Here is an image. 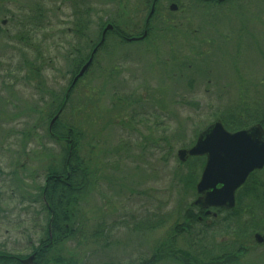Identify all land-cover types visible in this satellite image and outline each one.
Listing matches in <instances>:
<instances>
[{
    "label": "rangeland",
    "instance_id": "obj_1",
    "mask_svg": "<svg viewBox=\"0 0 264 264\" xmlns=\"http://www.w3.org/2000/svg\"><path fill=\"white\" fill-rule=\"evenodd\" d=\"M174 1L178 11L163 1L141 44H120L108 33L67 98L108 25L127 37L141 34L147 0H0V65L4 54L9 85L7 108L0 103V246L8 254L25 259L46 238L49 215L40 190L51 168L63 170L70 134L90 183L78 200V231L49 260L144 264L197 198L185 177L197 184L205 161L183 163L178 152L191 149L217 120L237 132L253 124L248 116L264 113V0ZM78 23L82 42L73 31ZM254 102L258 109L247 108ZM59 112L61 141L50 135ZM253 206V215L232 226L222 224L234 219L231 212L202 224H218L204 239L210 259L248 248L239 264H264V244L254 238L264 237V207ZM193 242L183 236L175 247L189 251Z\"/></svg>",
    "mask_w": 264,
    "mask_h": 264
},
{
    "label": "trees",
    "instance_id": "obj_2",
    "mask_svg": "<svg viewBox=\"0 0 264 264\" xmlns=\"http://www.w3.org/2000/svg\"><path fill=\"white\" fill-rule=\"evenodd\" d=\"M147 2V4L150 5L152 0H147ZM161 12V8H157L153 20L157 19V15L161 14ZM87 14H90L89 10ZM82 17L84 16L81 15L78 20ZM80 23L73 28V31L82 38L84 36V27H82ZM58 125L59 121L57 120L50 131V135L53 133L54 135H52L57 141H61L64 140L65 137L59 135V133L57 134ZM70 137L72 144L68 142V156L63 170L58 171L56 168H51L47 174V181L40 190L42 193L43 206L49 215V222L46 238L43 239L40 247L36 250L37 257L34 264H48L51 261L56 264H77L73 261L66 263V260L60 258L61 256L49 260L50 255L60 254V246L65 241L75 236L78 231V223L76 222L78 214L77 207L79 204L78 200L83 190L90 183L87 177H90V173L86 171V169L84 170L83 161L77 154V140H73L74 134L72 136L70 134ZM185 183L187 189L195 190L196 181L192 180V175H187L185 177ZM261 207L263 208L264 206ZM254 211L255 208L253 205L244 208L241 201H238L237 207L230 213L233 214L232 216H234V219L229 220L228 218H224L222 224H231L232 226L233 221L237 222L239 218L243 216L253 215ZM200 215L201 214L197 212V208L193 205L190 209H187L183 223L175 226L168 240L161 243L151 259L144 261V264H160L166 260H172V262L180 264H239L241 256L249 253L248 248H239L235 253L221 254L210 259L211 255L203 248L206 247L204 239L206 238L207 232L215 233L218 224L203 227L202 223L198 220ZM231 226L228 227L231 228ZM197 228L200 229L197 230ZM151 229H154V227L151 226ZM246 229L249 230L250 226ZM244 232L243 230V233ZM183 236L194 239L191 246L192 250L183 251L175 247L177 240ZM0 254L3 256V258L0 257V262L4 264H7V262L12 264V261L17 262V259H20V257L16 255L8 253ZM7 255L9 258L5 257Z\"/></svg>",
    "mask_w": 264,
    "mask_h": 264
},
{
    "label": "water",
    "instance_id": "obj_3",
    "mask_svg": "<svg viewBox=\"0 0 264 264\" xmlns=\"http://www.w3.org/2000/svg\"><path fill=\"white\" fill-rule=\"evenodd\" d=\"M171 10H177V6L172 5ZM153 12L154 9L151 15ZM113 29L112 25L105 28L100 43L73 80L72 87L87 73L96 52L105 42L106 33ZM145 37L146 34L140 40ZM58 117L59 115L52 120L51 126ZM193 157L207 158L201 179L196 185L199 197L194 201V206L208 210L207 213H210L211 208L232 210L236 206V191L245 183L253 170L264 167V131L261 126H255L248 131L231 133L225 129L221 121H217L200 134L191 149L178 152L181 162ZM255 238L258 244L264 242L260 234ZM35 258L36 256L32 255L21 260V264H34Z\"/></svg>",
    "mask_w": 264,
    "mask_h": 264
},
{
    "label": "flooded vegetation",
    "instance_id": "obj_4",
    "mask_svg": "<svg viewBox=\"0 0 264 264\" xmlns=\"http://www.w3.org/2000/svg\"><path fill=\"white\" fill-rule=\"evenodd\" d=\"M163 1L170 3L169 10L171 12L178 11V5L175 3L174 0H152V2L150 4V12H149V14H148V16H147V18H146V20L144 22V25L142 26V32H140L141 34H138V36L127 37V36L124 35V33L122 31L118 30L115 26H113L114 29L111 30V31H109L108 33H113L116 36V38L118 39V41L120 42V44H124V43H137V44H141L140 42L144 41L148 37V35L151 32V30L153 29V24L156 22L155 20H153V16L155 15L156 9L157 8H161V11L164 10V8L162 7V2ZM198 1H203L206 4L207 3H216V4L218 3V4H223L224 5V4H227V3L231 2L232 0H198ZM250 1H253V0H250ZM256 1H259V0H256ZM172 5H176L177 6V10L172 11L171 10V6ZM152 9H154V12L151 15ZM162 23L164 24L165 22H162ZM3 24H4V22H3ZM177 24H181L183 26V23H180V22L178 23L177 22ZM194 32H195V34L198 33L196 30ZM108 33H106L105 42L103 43V45L96 52V54L94 56V60H93L92 65L94 64V61H95L97 55L99 54V52L106 47L105 44H106V39H107V34ZM145 34H146V37L144 39L140 40ZM102 35H103V32H102ZM102 35H101V39H102ZM101 39H100V41H101ZM131 40H133V41H131ZM206 40H207V38H206ZM77 41L78 42H82L83 41V37H82L81 41L78 40V39H77ZM99 42L93 46L92 52H91V54H90L87 62L89 61V59H90L93 51L98 46ZM208 43L211 45L212 44V41H211V43H210V41H208ZM201 44H202V41L199 43V45H201ZM117 45H119V43ZM78 49H79V47H77L76 50L78 51ZM1 60L3 62H2V65H0V75H2L0 77V81H1V83H0V103H2V105L5 106V108H7V105H8L7 89L9 88V85H8V83H6V80L8 78L6 76V73H8V64H7L8 58L6 57V55L2 54L1 55ZM50 63H52L51 60H50ZM122 64H124V63H122ZM38 65H39V67H35L34 68V71H33V73H34V79H35V81H34L35 85H38L40 83V78H39V76L41 74L40 60H38ZM84 65L81 66V68L79 69L78 73L74 76V79L79 74V72L84 67ZM92 65H91V67H92ZM181 66H182V64H179L178 65V68H180ZM189 67L191 68V66H189ZM181 75H182V77L184 76L183 73H181ZM78 82H79V80L76 82V84ZM72 84H73V81H72V83H71V85H70V87L68 89L67 96H66L67 98H68V95L71 92V90L76 86V84H75L72 87ZM224 88L227 89L228 88V85L225 86ZM255 103H257V102H254L253 105L251 104V106H248L247 108L254 107L255 109H258V105L256 107ZM247 122H249V123L251 122L253 124L247 125L246 127H244L243 129H241L239 131H248V130H250L251 128H253L255 126H261V128L264 131V113H256V116L254 118L252 116L251 117L248 116L247 117ZM2 125H5V124H2ZM6 145L7 144H3L2 145L3 152H4V149H5ZM197 158L204 159L205 165H206V162H207V158L206 157H197ZM197 158H195V159H197ZM205 165H204V168H205ZM204 168H203V170H204ZM198 197L199 196L197 195V198ZM235 199H236V204L238 203V201H241L246 206H249V205H261V206H264V167L262 169L253 170L248 175L245 183L236 191V193H235ZM37 200L39 201L40 198H38ZM37 200H35L34 202L36 203ZM196 208H197V212L201 214L198 217V220L202 224L209 222L208 220L210 218L216 220V219H218L219 214L227 213V212H230L231 211V210H226L224 208H211V209H209L210 213H207L208 210H204V209H201L199 207H196ZM1 225H5V224L2 223ZM38 233H39L38 235H40V231ZM255 236H256V234L254 235V238H255ZM255 240H256V238H255ZM42 241L43 240L41 238H39V245L37 247H34L33 248V252H32V254L30 256L35 255L37 257L36 250L40 247ZM262 244H264V242ZM0 253H7V252L4 250L3 247L0 246ZM0 257L3 258V256H1V254H0ZM5 257H8V255L5 256ZM17 260H18L17 261L18 263L21 261V259H17ZM35 260H36V258H35Z\"/></svg>",
    "mask_w": 264,
    "mask_h": 264
}]
</instances>
